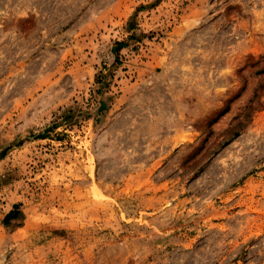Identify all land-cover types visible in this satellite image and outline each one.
<instances>
[{
    "label": "rangeland",
    "instance_id": "rangeland-1",
    "mask_svg": "<svg viewBox=\"0 0 264 264\" xmlns=\"http://www.w3.org/2000/svg\"><path fill=\"white\" fill-rule=\"evenodd\" d=\"M263 69L264 0H0V264H264Z\"/></svg>",
    "mask_w": 264,
    "mask_h": 264
},
{
    "label": "trees",
    "instance_id": "trees-1",
    "mask_svg": "<svg viewBox=\"0 0 264 264\" xmlns=\"http://www.w3.org/2000/svg\"><path fill=\"white\" fill-rule=\"evenodd\" d=\"M261 73H264V69H263V71H262ZM246 118H247V120H248V119H249V120L251 119V117H250L249 114L246 115ZM238 136H239L238 134H235L234 138H237Z\"/></svg>",
    "mask_w": 264,
    "mask_h": 264
}]
</instances>
